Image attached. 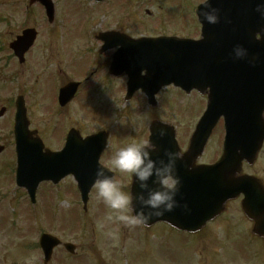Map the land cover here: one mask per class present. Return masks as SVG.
I'll list each match as a JSON object with an SVG mask.
<instances>
[{
	"label": "rangeland",
	"instance_id": "rangeland-1",
	"mask_svg": "<svg viewBox=\"0 0 264 264\" xmlns=\"http://www.w3.org/2000/svg\"><path fill=\"white\" fill-rule=\"evenodd\" d=\"M54 1H56V5H58V21L61 23L63 21V23H68L69 20H66L67 16L64 15V12L66 11V2L69 0ZM135 1L138 4V16L147 19L144 10H149L156 18L160 16V19L158 20V24L155 25L156 27L151 26L155 24L156 18L149 19L151 21L148 22L144 28L141 25L133 27L130 31L132 36L142 35L149 37L158 33H160L159 35H162V33L172 35L175 31L176 34H183L182 28L180 29L181 32L175 30L171 26L158 28L160 24L166 25L167 19L165 17L166 12L162 15L158 12L159 8L155 2H162L164 0H152L153 2H149V0ZM168 1L171 3L170 15L174 17L177 14L176 5H178V2L181 0ZM104 7L106 8V12H96L95 20L92 23L90 22L91 26L88 28L87 33L90 37L92 36V38L97 35L96 30L102 29L103 26L110 29V27L118 28L119 25H122V17L118 18V16L122 14L120 12L116 13L109 8L107 10V6ZM187 7V5H181L180 9L184 11ZM0 13L5 15V8L0 7ZM81 15L77 17V20L80 19ZM99 16H103V19L101 20ZM114 24L116 25L110 26ZM61 25L62 24H56L55 28H52L50 25H45L38 31V42L41 47L40 53H43L44 58L43 61L39 58L40 63H45L46 60H48L50 63L58 64V60H63V64L59 65L61 69L64 68L65 65L70 64L66 69H69L68 76H66V72L62 70L63 73L58 75V79L57 76L51 78L54 83H59L62 86L64 82H73L78 80L80 76H83L86 71V66H84L81 71H79V69L73 70L71 66L75 63L83 65V61H86L88 55L85 54L87 51V40L82 50L79 49L74 57L64 37L66 36L69 37L70 40L79 41L80 38L85 37V31L72 28L65 35L67 31L61 29ZM17 26L19 27V24ZM12 28L13 24L11 25V29ZM152 28H156V30H151ZM51 48H53V50L54 48L57 49L60 55L55 51V56L57 57L49 61L52 58ZM52 71L53 68L48 64L47 68L46 66L43 68L39 67L35 71H29L26 75L27 85L31 86L27 91V95L28 104L32 108V117L35 122L36 118L42 119L44 124L49 127L58 124V121L57 119L50 118V111H47L46 104L43 103L42 106L39 105L38 94L39 89H41V94L43 93L45 99L51 100V97L53 98L54 90L51 85H48L50 84L49 76H53ZM5 76H7V74H3V77L0 75V80ZM103 80L104 77L100 75V72L96 73L95 77L92 79V87L97 83L102 84ZM125 81L126 80L123 79V82ZM42 84L45 85V88L41 87ZM2 86H5V84L0 82V99H2L3 96L7 97L10 93V91H8L4 95V87ZM34 87L35 90H33ZM101 90L102 88L100 87V91ZM121 91L122 99L116 103V108L112 111L110 118L111 123L109 125L106 124V128L110 130L111 140H113L112 136L113 138L115 136L116 140L120 142L119 149L133 142L138 143L148 140V126L152 121H160L173 125L177 129L178 139L183 148L186 140L190 138L200 116L206 108V100L197 93L185 94L171 88L168 89V91L165 89L157 96V106L151 108L147 105V100L141 93H138L129 104L124 103L126 87H122ZM115 96L117 97L118 95ZM40 100L44 102L42 99ZM98 100L101 108L106 105L108 101L114 103L102 95ZM79 101L80 100L72 107L77 113L72 114L70 122L79 125L84 130L96 131L98 127L101 126L98 123L92 122L90 125L86 123L83 124L85 116L81 115ZM98 117H101V115H98ZM105 123H107L106 120H104L103 124ZM70 125L71 123L69 122L65 123L62 130L69 128ZM0 131H4L2 133L3 135L7 132V125L4 121H0ZM45 137L48 138V146L50 148L54 147L53 144L50 143V140L53 141L55 137L52 135H47ZM110 142L106 149L107 157H105V165L110 164L113 158L112 154L118 149H114V141ZM216 145L214 144V146L211 147L212 149L206 151V155L204 156L205 160L207 156L209 157L211 155V160L217 156L218 149ZM183 149L185 150L186 148ZM14 162L15 153L13 148H8L7 151L0 155V197L3 199L7 197V200H0V264H43V256L39 252V238L41 233L38 230L40 228L43 234L56 235L63 230V224L78 226L86 222L80 223L79 218L82 219V217L78 218L77 212L75 211L76 207L78 208L77 203L79 200L78 197L74 196L75 192L74 194L70 193V195L64 193L67 188L66 184L60 186V188L55 190L51 195H48L47 186H44L42 190L40 188L37 194V204L35 206L31 204L28 195L26 196L24 191H20L19 195L16 192L18 196L14 198L16 196L15 192L12 191L16 168ZM116 171L119 175L118 181L125 186L123 181L126 178L129 180L130 177L121 174L118 170ZM69 183L70 186H72V183ZM11 191L12 193L10 194ZM91 202L92 205L88 211L87 218H89L91 212V216L93 217L90 220L95 225H101L98 230L103 231L102 225H105L111 230H115V226L120 225L107 219L111 210L108 209L101 200L97 199L95 192H93ZM40 206L43 208L45 206L43 216L41 211L44 209L37 211ZM79 209L80 212L78 213L83 216L81 207H79ZM228 210L229 213L226 215V221H220L218 227L215 226L210 229L203 237L207 238L208 241V244L205 246L206 248H198L196 246V244L199 245L198 242L195 244L197 239L184 236L183 234H177V232L175 233V231L164 224H158L149 231L144 230L140 225L133 228L124 227L128 230L127 234L124 235L120 234V231H115V235H113L109 229H106L105 233L108 234L112 241L115 240L117 243L105 239L101 241L100 239V242L95 247H100L102 249L106 259H114L113 256L115 253V257L119 259L118 262L121 264H172L171 262H176L177 264H244L243 258L248 254H250L254 263H256L255 258L261 255V249L255 242L250 249L247 247L246 240L249 233L247 230L245 234L243 233L244 222L240 202L230 204ZM14 223H16V228L13 227ZM105 233H99V236L105 237ZM75 245L81 249V261L84 263L88 262L89 257L85 255L86 250L94 247L90 244L83 248L82 246L84 243H75ZM60 257H62V254L56 255L54 258L57 264H63L64 262L63 258Z\"/></svg>",
	"mask_w": 264,
	"mask_h": 264
},
{
	"label": "water",
	"instance_id": "water-1",
	"mask_svg": "<svg viewBox=\"0 0 264 264\" xmlns=\"http://www.w3.org/2000/svg\"><path fill=\"white\" fill-rule=\"evenodd\" d=\"M221 1V0H215ZM252 2L256 0H231L229 6L226 7H218L220 14L227 15L229 14V10L236 11L235 16L239 17L240 14L244 11H248L246 9V4L244 2ZM43 3L46 5L47 10H52L50 3L48 0H43ZM260 3V2H259ZM258 3L253 5V10L256 9ZM245 37L242 36V39ZM239 42L243 43V40L240 39H227V43H234V45L239 44ZM139 45L148 47L152 50L148 53V64L150 65V69L147 71V77L143 78L144 81L141 82L140 79V72H132L126 71L130 76L129 82V92H134L138 89H143L148 95L154 97L161 88L165 86H169L174 84L177 87H181L182 89L186 90L188 93L193 89H206L209 86H212L213 91H211L210 99H209V107L208 111L203 119V128L205 132L208 128L213 127L214 125H204V120L211 121L213 118L215 120L212 123H216V121L220 118L219 115L222 113L224 107H228V105H224L220 100L226 98L228 101H224L226 103L230 102L234 108L226 109L225 111L230 113L232 117H241V106L238 105L236 101L229 100L230 94L229 92L233 88H244L248 90L249 87L251 89L252 95L256 96L258 89V85L256 80H254V73L255 70H249V68L245 70L233 69V68H219L215 66H223L228 65L229 61H227L228 56H224V60H219L213 65L214 71L207 72L203 71L199 68V61L197 56V45L193 41H178L174 39H165V40H144L138 43ZM241 45V44H239ZM244 46V44H242ZM247 48L246 46H244ZM222 52L225 54L229 48L225 46L220 47ZM241 64H246V61L240 62ZM264 65V62H263ZM264 75V69L261 71ZM137 76V78L133 76ZM208 75L212 76L211 79L208 78ZM210 79V83L208 80ZM213 81V82H212ZM223 90H222V89ZM262 89L264 90V78ZM223 101V100H222ZM255 105V104H254ZM252 105V106H254ZM261 105H264L262 102ZM258 110V109H257ZM255 110V112L257 111ZM223 115V114H222ZM227 118L228 115H225ZM251 121L253 119V114L250 117ZM242 120V119H241ZM226 124H228V120H226ZM154 127L160 126L157 124H153ZM15 134L17 138V151H18V164H19V171H18V182L26 186L31 195L34 199L36 189L38 184L41 181L42 177L45 178H54L57 173L65 168L69 167L72 171L77 173L79 170H82L84 167L86 169H90L91 171L96 173V170L99 165V159L102 151L105 148L106 137L101 138V144H99V139L95 138L88 141H79L76 137L73 139V135L69 138V142L67 145L66 151L61 155H53L50 152L44 153V147L42 143L39 141L37 145L31 144L32 142L29 137L27 136V129H28V122L25 115V109L22 104L18 106V113L16 118V128ZM202 132V133H203ZM197 134L201 135L199 131ZM26 135V136H25ZM204 135V134H202ZM99 137V136H98ZM100 138V137H99ZM72 139L74 140L75 144L73 145ZM29 141V142H28ZM174 141V137H173ZM78 143V145H76ZM162 146L160 150H171L169 148L168 142H162ZM205 142L202 143V146L197 144L196 138L194 137L191 142V147L189 152L185 155V161H189L190 157L196 158L203 152ZM260 145L258 144L255 148H252L251 154L254 156L258 153L260 149ZM232 155V151L229 150L226 153L225 162L230 160ZM84 161H88L89 164H82ZM241 161V159H240ZM95 173L91 174L89 177H80V187L86 197L94 184V180L96 178ZM204 174L211 175V169H204ZM57 180L56 182H58ZM151 183V182H150ZM205 186L208 187L207 189V198L204 199L202 205V212L204 210L210 208V203L212 202V198L214 197L215 193L218 192L216 188V184L214 181L212 183L206 184ZM183 185H179V194L182 193L184 190ZM138 191V188L133 183L132 193L135 194ZM223 193H227V199L231 196L229 190L221 188ZM83 195V196H84ZM178 200V197H177ZM225 200V201H226ZM179 207H177L173 212L165 213L163 216L160 217H153L151 221L147 224L151 226L157 222L168 221L172 226L183 230L186 225L191 223V218L195 215L196 211V203L189 202V204L185 209L182 204H185V200H179ZM198 207V206H197ZM201 209V206H199ZM186 212V213H185ZM186 215L188 217H186ZM174 221H172L173 219ZM59 245V242L55 239L44 236L41 240V246L45 253V264H47L51 257L52 252L55 247Z\"/></svg>",
	"mask_w": 264,
	"mask_h": 264
},
{
	"label": "flooded vegetation",
	"instance_id": "flooded-vegetation-1",
	"mask_svg": "<svg viewBox=\"0 0 264 264\" xmlns=\"http://www.w3.org/2000/svg\"><path fill=\"white\" fill-rule=\"evenodd\" d=\"M53 2L55 4V8L57 9L58 5H56V1L53 0ZM187 3L194 4L195 6L198 7L203 4V0H191V1H187ZM66 4L68 5H66L65 8L70 10L65 11L64 15L79 13L78 11L79 7L77 8L79 4H75L73 2L70 4L69 2H66ZM0 7L5 8V15L0 13V73H1L0 75L3 77V74H7V76L2 78L1 80H3L6 85L5 91L6 92L10 91L9 95L6 97L5 100L6 105H5V109L3 110L5 112L4 117L6 116L10 117L11 114L14 113L16 98L20 96L24 97V101L28 112V117L31 124V130L36 131L43 140L44 137L47 135L54 136L55 139H53V141L51 140L50 141L53 142L54 144L59 145L63 140V136H65L71 129H74L73 127L79 126V125H75V123L73 122H70L72 119V114L77 113L76 110L73 109L71 106L78 98V100H80L79 101L80 111L85 112V121L83 122V124L86 123L87 125H90V123L96 122L99 125H101L99 127L105 126L106 123L105 124L103 123L104 120H106V116H105L106 109L108 108L109 110H112L115 107L116 103L121 101L122 99L121 98L122 78H115L109 76V71L113 66L114 54L117 51H119L121 48H123V46H121V43L115 40H108V39H106V41L100 40L101 34H104L108 30L106 26H103L102 31L99 32L97 35H95L94 38L88 39V37H85L82 40L79 39V41L67 40L66 43L70 47V51L72 53V56L74 57L76 56V53L77 51H79V49L82 50V46L83 44H85V41L87 40V45H86L87 51L85 52V54L88 55V58L86 57V61H84L83 67L86 66V71L92 69V78L95 77L96 73L100 72V75L104 77V80L102 84L96 85L94 88H90L89 84H87L84 88H80L76 99L70 105H68L63 109L58 107V92L62 87L66 86L71 82H64L61 86L59 83H54L52 81L54 96L53 98H51V104L49 105L48 101H46V105H47V111H50V114L56 115L54 119H57L58 124L54 125L53 127H49L46 124H44L42 119L36 118V122H35L32 117V108L28 104V95H27V91L31 86L27 85L26 75L28 74L29 71H35L39 67L43 68L44 66H46L47 68L49 64V66L53 68L52 78L57 76L58 79V75L63 73L62 70L66 72V76L69 75L68 74L69 69L68 70L66 69L67 66H69L70 64L65 65V67L61 69L59 65L63 64V60H58V64L50 63L48 62V60H46L45 63H40L39 58L42 61L44 60V58H43V53L42 54L40 53L41 47H40V43L38 42L39 34L32 48L25 55V59L23 62H20V60L16 57V54L12 49V46L19 38L22 37L24 31L27 29H36L37 31H39L45 25H50L52 26V28H55L56 24L58 23L57 22L58 13L56 11V17L54 23L51 24L46 19L45 10L42 7L40 1L0 0ZM144 14L149 15V13L146 10L144 11ZM12 24H13V28L11 29ZM18 24L19 27L17 26ZM136 24L137 21L133 26H135ZM182 26H183V32L187 36V38H191L197 41L202 40L203 27L195 12L193 15L190 11L184 12ZM254 31H255L254 33L255 40L260 42L262 40L261 31H256V30ZM115 46H118V48H115ZM50 51L52 52V58L49 61L57 57L55 56V51L57 52V49L54 48L53 50V48H51ZM58 55L60 54L58 53ZM100 87L102 88L101 91H100ZM33 90H35V87L33 88ZM14 91H16L18 95L17 96L14 95L13 96L14 98L12 99L11 93ZM55 93L57 94L56 97H55ZM101 95L113 101L114 103L108 101V103L101 108L98 100V98ZM115 95H118L119 97L118 96L116 97ZM40 99H42L41 89H39L38 103L40 106H42L43 102ZM91 104L94 105V106L92 105L93 108ZM98 115H101V117H98ZM67 122L71 123V125L69 126V128L62 130L63 125ZM65 130H69V131L64 133ZM221 130L223 131L222 127L220 128V132L216 136L217 148L220 151H222L223 142H224V134L222 135ZM46 140H48V138H46ZM0 143H3V146L7 147L8 145H10V140L6 138L4 141L1 142L0 139ZM219 158H220V154L218 153L217 156L210 161L203 162L202 159L196 161L194 164L195 166L198 167L202 166V164L212 165V164H216ZM240 176L244 177L246 182L249 181L254 183L255 185L256 184L259 186L262 185L264 187V145L258 160L254 164L244 163L242 165L241 175H236L235 178H239ZM251 187L252 186L250 185L249 188L251 189ZM243 200L246 201V212L243 213L245 230H247V232L250 234L252 233V230L255 227V222L251 219V214L254 211L258 212L257 215L260 216V223L262 224L264 230V197L246 198L245 196H243L232 201L231 203L242 202ZM214 224L215 222L209 225L211 226ZM86 232L89 233V231ZM92 233H94V231H92ZM252 237L254 242L260 246L261 255L255 258L256 263H254L250 254L244 256L243 262L244 264H264V236L259 238L254 236ZM252 244H253L252 242L247 241V247L249 249L252 246Z\"/></svg>",
	"mask_w": 264,
	"mask_h": 264
},
{
	"label": "clouds",
	"instance_id": "clouds-1",
	"mask_svg": "<svg viewBox=\"0 0 264 264\" xmlns=\"http://www.w3.org/2000/svg\"><path fill=\"white\" fill-rule=\"evenodd\" d=\"M255 11L264 20V2L258 3ZM199 15L208 24L220 22V10L212 6L211 0H203ZM232 57L236 60L246 59L248 50L237 44ZM257 59L253 57L249 62L254 63ZM159 134L161 138L166 135L163 130ZM156 151L157 146L148 140L133 142L120 148L109 165L97 168L93 188L97 199L111 210L108 220L125 228H133L147 225L153 217L173 212L180 206L176 199L180 185L177 161L182 160L183 156L179 151L165 150V158L153 159L152 153ZM112 170L134 178L138 191L133 194L124 190L122 183L108 174Z\"/></svg>",
	"mask_w": 264,
	"mask_h": 264
}]
</instances>
